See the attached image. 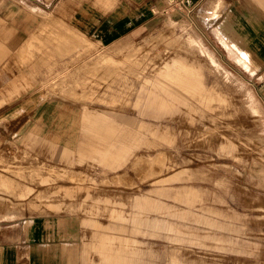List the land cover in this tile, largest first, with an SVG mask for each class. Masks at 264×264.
<instances>
[{"label":"rangeland","instance_id":"obj_1","mask_svg":"<svg viewBox=\"0 0 264 264\" xmlns=\"http://www.w3.org/2000/svg\"><path fill=\"white\" fill-rule=\"evenodd\" d=\"M234 1L151 0L103 43L79 23L131 0H0V264H264V39L235 46Z\"/></svg>","mask_w":264,"mask_h":264},{"label":"crops","instance_id":"obj_2","mask_svg":"<svg viewBox=\"0 0 264 264\" xmlns=\"http://www.w3.org/2000/svg\"><path fill=\"white\" fill-rule=\"evenodd\" d=\"M155 1L158 7L164 2V0ZM201 1L202 0H193V5H197ZM213 1L215 0H211V2ZM122 2L126 3V0H122ZM235 2L237 1H234L232 6L239 8L240 11V13H238V23L256 26H250V28L246 30L245 27H243L241 32L235 30L236 33H238L233 35V37L237 39L236 41L240 45L245 46L243 41L246 39L257 41L264 39L262 35L264 33V0H241L238 1L239 5H234ZM67 3L69 2L65 1L62 6L65 7ZM223 3L224 0H219L217 8L223 6ZM150 4H152L151 0H131V3L127 5L126 11H121L120 5L115 8L114 12L109 14L99 11V16H97L94 21L86 23L88 27L84 26L86 24L83 22L79 23L81 25L80 29L84 33H96L97 36H93L92 33L90 35L103 43H111L129 35L133 36L140 28H145L146 25H149ZM117 8H119L120 11L119 9L117 11ZM255 33H257V35H254Z\"/></svg>","mask_w":264,"mask_h":264},{"label":"bare ground","instance_id":"obj_3","mask_svg":"<svg viewBox=\"0 0 264 264\" xmlns=\"http://www.w3.org/2000/svg\"><path fill=\"white\" fill-rule=\"evenodd\" d=\"M221 5V4H220ZM217 6H218V4H216V5H214V7L212 8V9H210V11L207 13V15H210V18H212L214 15H215V13H214V11H215V9L217 8ZM67 7V6H66ZM67 9V8H66ZM25 29V28H24ZM26 29H28V28H26ZM220 28H217L216 29V34L218 35L217 37H219V40H221L222 41V43H224L225 44V46H228V44L230 45V43L228 42V40H227V38H229L230 36H228L227 35V37L226 38H224L221 34H220ZM29 31V30H28ZM27 31V32H28ZM59 32H61V31H59ZM72 37H74L75 38V35H71ZM18 38V37H17ZM20 38H21V36H20ZM63 38H65L67 41H69V39H68V37L66 36V37H62V35H60L59 37L57 36V39H50L49 40V42L53 45V43H59L60 44V47L59 48H61V50L62 51H64V50H68L67 51V53L69 52V50L71 49H67V43L66 42H64V39ZM236 39V38H235ZM45 40V39H44ZM237 40V39H236ZM14 41V40H13ZM16 41V40H15ZM17 41H19L18 39H17ZM11 43H12V41H11ZM15 44H16V42H14ZM220 43V42H219ZM13 44V43H12ZM12 44H10V46L12 45ZM189 44V46L191 47V45H196V43H188ZM231 44H233V43H231ZM232 46V45H231ZM234 46V45H233ZM235 46L236 47H239L240 48V45H239V43L236 41V43H235ZM204 47V46H203ZM228 48V47H227ZM229 49V48H228ZM233 50V49H232ZM229 51V50H228ZM230 52V51H229ZM230 53H232V52H230ZM236 53V52H235ZM233 54V55H236V54ZM238 53H239V51H238ZM240 61H241V63L243 64V66L245 67V65H247V64H245V62H246V60L244 59V57H242V59H241V56H243V55H247V53L245 52V51H241L240 52ZM207 56H208V54H207ZM237 56V55H236ZM209 58H211V57H209ZM235 59H236V57H235ZM211 61L213 62V63H216V61L213 59V58H211ZM238 61V60H237ZM246 63H248V62H246ZM95 64H97V61L95 62ZM249 64V63H248ZM216 66V65H215ZM246 68V67H245ZM244 68V69H245ZM249 68V67H248ZM92 69L93 70H95L96 68H94V66H92ZM165 69H167V68H165ZM112 71V70H114V64H113V62L112 63H110L109 65H108V67L107 68H102V72H107V71ZM255 70V69H254ZM161 72H163V74H164V76H163V79H179V75H176V74H174V73H169L168 72V70H166V71H161ZM254 71H252V73H253ZM251 73V72H250ZM255 73V72H254ZM253 73V74H254ZM181 86H183L184 87V84H180V83H170V82H166V80H161L160 82H158L157 83V89H149V104H152L153 102H154V100L155 99H153V96H158V95H162L161 97V100H160V103L161 104H164V102H169V100H171L172 98L170 97V96H167V95H171V96H176V95H178V90H179V88L181 87ZM1 98H3L1 95H0V100H1ZM47 122V121H46ZM49 122V121H48ZM70 123H72V122H70ZM62 124H64V123H62ZM51 125V124H50ZM67 125V124H66ZM66 127L67 126H64L63 128L62 127H60L59 128V130H60V132H62L63 134H65L66 132H65V129H66ZM58 128V127H57ZM74 129V128H73ZM56 131V130H55ZM65 132V133H64ZM48 134H50V133H48ZM61 134V133H60ZM67 134V133H66ZM53 135V134H52ZM56 135V134H55ZM58 135V134H57ZM68 135H69V133H68ZM59 136V135H58ZM62 138V137H61ZM70 137H68V139H69ZM67 139V141L68 142H70L69 140ZM82 143V142H81ZM104 150H106V149H104ZM106 152V151H105ZM174 169V168H173ZM160 175V174H159ZM162 175V174H161ZM4 182V176H2L1 174H0V185H2V183ZM9 182V181H8ZM11 187H13L12 185H11ZM0 191H1V189H0ZM12 191V190H11ZM11 191H6L5 189H3V191L2 192H0V199H2V198H4V195L7 197V199H9V197L11 196H13L14 194L11 192ZM3 192H6L5 194L3 193ZM24 195V194H23ZM19 200H21L22 201V199L20 198ZM19 202V201H18ZM0 205H1V201H0ZM1 207V206H0ZM11 207H14V208H18L19 207V205L17 204L16 206H11ZM130 261V260H129ZM132 262H133V260H132ZM134 262H135V260H134ZM171 262H172V264H184V263H182V262H180L178 259H176V258H172V260H171ZM122 262H120V264H121ZM136 263V262H135ZM124 264V263H123ZM132 264V263H131Z\"/></svg>","mask_w":264,"mask_h":264}]
</instances>
